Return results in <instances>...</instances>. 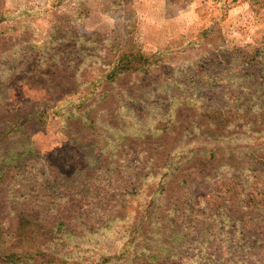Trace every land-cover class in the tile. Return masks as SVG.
<instances>
[{"label":"rangeland","instance_id":"rangeland-1","mask_svg":"<svg viewBox=\"0 0 264 264\" xmlns=\"http://www.w3.org/2000/svg\"><path fill=\"white\" fill-rule=\"evenodd\" d=\"M0 17V113L20 112L34 163L4 170L7 228L19 206L94 229L47 264H264V162L246 150L264 156V0H0Z\"/></svg>","mask_w":264,"mask_h":264},{"label":"trees","instance_id":"trees-1","mask_svg":"<svg viewBox=\"0 0 264 264\" xmlns=\"http://www.w3.org/2000/svg\"><path fill=\"white\" fill-rule=\"evenodd\" d=\"M3 20L2 17H0V22ZM142 57V55H139ZM145 61L143 62L144 64L148 65V59L145 57ZM159 61L161 59H158ZM143 61V60H142ZM158 61V62H159ZM137 66V65H136ZM134 70V64L133 62H125L124 60H119V65L116 69V73L120 74L122 72H130ZM196 90H199L198 86L195 87ZM208 110L207 107L204 108V111ZM248 114L249 112L246 111L244 115L246 118H244V121L247 122L248 120ZM77 114L74 112H69L70 117H74ZM205 114L198 113V116L204 118ZM22 115L20 112L18 113H12V112H2L0 113V143L2 145L1 151V158H2V167H0V184L2 183V180L4 178V170L5 168L15 166L19 168L20 170H23V167H25L27 164L28 165H33L34 163H27L28 162V157H31L33 155V148L31 147L30 142L26 141V137H31L30 134L27 133L25 130L26 124L24 121V118L21 117ZM222 113L221 112H215V120L216 125L214 128H211L209 134L213 136L215 139L219 138L220 135L225 134L227 132L228 127L227 124H225L223 118H221ZM41 117V116H40ZM212 117V116H209ZM42 118V117H41ZM83 118V117H82ZM209 119V118H208ZM165 120V119H164ZM207 120V119H206ZM214 120V119H213ZM85 124L91 125V127H95L98 125L97 119H93L88 116L86 119L83 120ZM162 123H165L164 125L165 130L168 129V125L166 121H161ZM200 126H205L209 127V123L206 121H201ZM238 124V123H236ZM245 125L244 123L239 124V127L243 128ZM154 127H159V122L154 125ZM9 128L14 130L15 133H19V138L20 139H14V136L11 137ZM163 130V131H165ZM25 139V140H24ZM20 141L21 143H17L16 141ZM17 143V144H16ZM240 148V147H236ZM243 148V147H242ZM24 149V150H23ZM246 149V148H244ZM255 149V148H254ZM251 145L250 148L247 147V152H252L254 154L250 159L257 161L258 163H263L264 162V156L263 153L260 151H257V149L254 150ZM218 150V148H217ZM214 150L212 149V152ZM249 167L251 165H248ZM57 170L59 171V167H57ZM63 173V172H62ZM65 174V173H63ZM54 179H56V175H52ZM72 175H69L71 177ZM35 178V177H34ZM160 186V182L157 183ZM147 185V182L143 178L142 181L139 182V184H136L133 182L131 184V189L128 192L131 194L133 197L139 195L140 190L144 189L143 187ZM158 185L156 187H158ZM50 185L48 184V187ZM159 188V187H158ZM66 190V189H65ZM82 191V189H81ZM157 191L155 189L154 193ZM127 193V194H128ZM142 196V194L140 195ZM148 197V195H147ZM154 199V196H153ZM131 202L130 199H127L126 202ZM152 199L149 198L146 201V207H143L144 205H139L136 208V215L134 216V220H137L139 215L138 212H140L142 209H148L152 205ZM129 203H125L123 205L125 215L121 216V219H125L128 217L129 221L130 218L129 216L132 214L133 209L130 210V215H129V208L130 205ZM111 211L114 209H110ZM108 209H105V212L110 211ZM127 210V211H126ZM42 213L36 212L34 208H23L17 206L15 209V215H14V220L15 222L13 223L14 225H11L10 227H6L5 221L0 219V264H47L49 261L43 257L44 254H52L53 257L56 254L57 251L62 252V254L65 252V247L62 249H59L60 243H65V244H71L75 240L76 236L82 237L84 236L83 234L87 232L86 234H93L94 229H87V226L81 227L83 230L80 231L79 233L77 230L73 227H71L67 223V219L65 216H60L58 219H55L53 221L50 220H45L42 219ZM113 214V212H111ZM73 218H77L76 215L71 216ZM108 217L105 218V221ZM117 218H120V216H115L113 218V221H115ZM108 221V219H107ZM103 224V223H102ZM125 225V224H124ZM132 225L134 229L136 230L135 233L140 232V227L137 226V222L131 223V230L127 228L126 230L132 231ZM110 226V223L105 222L103 226L100 228H107ZM99 228V229H100ZM98 229V230H99ZM138 234V233H137ZM135 239V238H134ZM136 239H138L136 237ZM130 243H134V240L130 239ZM60 242V243H59ZM89 249H92L91 247H86ZM95 249V247H93ZM110 248L102 250L101 254H99V258L104 259L103 262L107 261L110 259L109 254H106L110 252ZM133 253L135 254L136 257H138V248L136 245H134L133 248ZM113 256H116V253L112 254ZM72 256V253H71ZM72 264H78V263H72ZM80 264V263H79ZM163 264V263H162Z\"/></svg>","mask_w":264,"mask_h":264}]
</instances>
